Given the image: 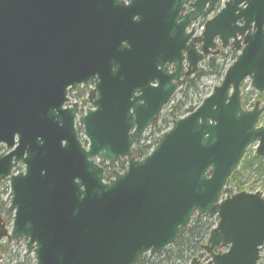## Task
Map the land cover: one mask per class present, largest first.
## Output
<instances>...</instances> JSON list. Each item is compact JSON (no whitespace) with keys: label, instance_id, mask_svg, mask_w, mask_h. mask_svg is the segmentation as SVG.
<instances>
[{"label":"water","instance_id":"95a60500","mask_svg":"<svg viewBox=\"0 0 264 264\" xmlns=\"http://www.w3.org/2000/svg\"><path fill=\"white\" fill-rule=\"evenodd\" d=\"M188 1L0 0V143L16 144L0 155V182L25 166L9 177V240H24L35 264H136L180 239L195 214L217 219L208 264H258L264 197L220 196L248 146L264 157V126L256 128L264 108L243 111L239 89L248 78L264 92V0H227L190 42L194 30L185 29L219 0H195L180 15ZM215 38L242 44L237 59L135 161L132 144L177 88L183 52L189 76ZM80 83L95 84L94 110L79 119L87 151L74 130L77 106L62 108L67 87ZM94 157L126 158L127 170L104 183Z\"/></svg>","mask_w":264,"mask_h":264},{"label":"trees","instance_id":"16d2710c","mask_svg":"<svg viewBox=\"0 0 264 264\" xmlns=\"http://www.w3.org/2000/svg\"><path fill=\"white\" fill-rule=\"evenodd\" d=\"M225 51H220L216 56H212L204 60L203 66L195 74V78L200 79L203 76L217 75L219 79L227 67L228 59L233 61L236 57L235 53H231L229 56ZM229 52V51H228ZM193 81L189 79L186 87H194ZM196 87V86H195ZM82 93H79L77 97H81ZM248 96H255L258 101L264 102V94L259 95L251 91ZM245 97L241 98V106L246 107ZM174 107H172L173 110ZM189 109V111H191ZM187 111V112H189ZM171 112V111H170ZM181 106L174 109L169 114L168 119H164L162 124L157 127V123L152 125V136L147 141H138L132 148V156L136 160H140L145 157L148 152L155 146L158 140V135L169 128L170 120L174 121L180 116ZM260 122L264 124V112L260 118ZM156 137V138H155ZM125 170V162L119 160L116 164L109 165L105 168V179L108 180L112 173L115 171L121 172ZM259 182L257 187H252L254 183ZM247 184V185H246ZM258 190L264 192V158L256 156L254 153L244 155L238 169L232 173L227 180L226 186L222 191L223 196H230L236 192L242 190L248 191ZM1 219L5 224L10 225L12 220V211H10L6 204H0ZM214 227L212 219L208 217L195 216L191 219L188 227L184 231L183 236L175 241L172 245L167 247L160 255L149 257L148 255L142 256L136 264H189L194 259L202 258L203 248L206 245L205 239L209 234V231ZM20 252H12L10 244L7 241L0 240V264H33V258L24 255L20 260Z\"/></svg>","mask_w":264,"mask_h":264},{"label":"rangeland","instance_id":"374dc122","mask_svg":"<svg viewBox=\"0 0 264 264\" xmlns=\"http://www.w3.org/2000/svg\"><path fill=\"white\" fill-rule=\"evenodd\" d=\"M203 24L201 20L197 21L195 23V29L196 31L200 32L202 30V27H203ZM220 50V47H217L215 53H218V51ZM230 60V58L228 59V61ZM229 64V63H227ZM203 66V63L201 64L200 67ZM188 79H191L192 84H194L195 86L194 87H186L185 83L188 85ZM186 80V78H182L181 79V85L179 86V88L177 89V91L175 92L174 96L171 98V100L169 101V103L164 107L162 113L159 115V119L157 121V125L160 126L162 124V121L164 119H168L169 117V114L174 111V109H177L178 107L181 106V113H184L186 111V109H191V108H196L197 106L200 105V103L202 102V100L208 96L212 90V88L214 86H217L220 79L219 77L216 75H213V76H203L202 78L200 79H197L195 78L194 76H192L191 78H188ZM250 86H249V80H245L243 83H242V86H241V90H242V97H245V100H246V108L244 110H251L252 107L258 103L259 106H263L264 105V102H260L257 100L256 97L254 96H248V92L250 91ZM77 90V89H76ZM88 90L85 92L87 93ZM69 104H73V103H77V101H75V99L73 98V94H69ZM88 105V104H87ZM87 105H85L83 108L86 109L87 108ZM79 107V105H78ZM172 107L173 110H172ZM171 111V112H170ZM78 115L80 116V114L78 113ZM170 124L172 123V120H170ZM81 128V127H80ZM76 126V129H79V133L82 135V128L80 129ZM152 128L150 129H147L143 136L141 137L142 138V141H147L151 138L152 136ZM156 138V137H155ZM248 154H252L254 151H255V148L254 146H250L248 149ZM247 185V184H246ZM259 185V182L257 183H254L252 185V187H257ZM246 192H251V189H249L248 191ZM6 188H2V192H1V196H0V204L1 203H4L5 204V199H6ZM261 194H264V192H262ZM195 217V216H194ZM193 217V218H194ZM212 223L216 224V220L215 218H212ZM10 230H11V225H7L5 224V222L1 219V215H0V240H5L9 237L10 235ZM207 238H208V235L205 239V247L207 246ZM10 243V249L12 251H17L19 249L15 248L16 247V243H12V242H9ZM20 246H22V244L20 243L19 244ZM205 247L203 248V256L202 258H199L198 261L200 264H207L209 263V259H210V256L207 255V253H205ZM20 260L22 259V257L25 255L24 251L22 250V248L20 247ZM222 251V250H221ZM27 255V254H26ZM30 256L31 258L33 257L32 254L31 255H28ZM260 263L261 264H264V246H263V249L260 253Z\"/></svg>","mask_w":264,"mask_h":264},{"label":"flooded vegetation","instance_id":"af4514ba","mask_svg":"<svg viewBox=\"0 0 264 264\" xmlns=\"http://www.w3.org/2000/svg\"><path fill=\"white\" fill-rule=\"evenodd\" d=\"M5 151H6L5 148L3 146H0V152L5 154L6 153Z\"/></svg>","mask_w":264,"mask_h":264}]
</instances>
